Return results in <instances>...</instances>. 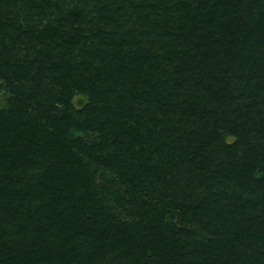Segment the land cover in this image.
I'll return each instance as SVG.
<instances>
[{"label": "trees", "instance_id": "obj_1", "mask_svg": "<svg viewBox=\"0 0 264 264\" xmlns=\"http://www.w3.org/2000/svg\"><path fill=\"white\" fill-rule=\"evenodd\" d=\"M0 80V264H264V0H0Z\"/></svg>", "mask_w": 264, "mask_h": 264}, {"label": "rangeland", "instance_id": "obj_2", "mask_svg": "<svg viewBox=\"0 0 264 264\" xmlns=\"http://www.w3.org/2000/svg\"><path fill=\"white\" fill-rule=\"evenodd\" d=\"M6 76L8 77L7 74H6ZM9 98H10V94L6 91V89H4L2 87V81L0 80V110L8 108V106L10 104ZM72 135L83 137V139L86 140L87 142L92 141L94 138L93 135L83 134V133H79V132H73Z\"/></svg>", "mask_w": 264, "mask_h": 264}, {"label": "water", "instance_id": "obj_3", "mask_svg": "<svg viewBox=\"0 0 264 264\" xmlns=\"http://www.w3.org/2000/svg\"><path fill=\"white\" fill-rule=\"evenodd\" d=\"M87 105V100L84 96L79 95L77 96L74 100H73V107L76 110H82L83 108H85V106ZM235 142V138L233 137H228L226 139V143L231 145Z\"/></svg>", "mask_w": 264, "mask_h": 264}]
</instances>
